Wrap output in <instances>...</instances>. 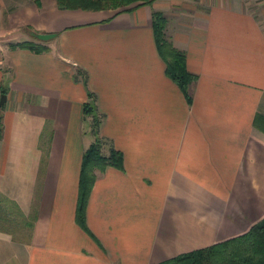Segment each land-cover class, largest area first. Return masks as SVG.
<instances>
[{
  "label": "crops",
  "instance_id": "1",
  "mask_svg": "<svg viewBox=\"0 0 264 264\" xmlns=\"http://www.w3.org/2000/svg\"><path fill=\"white\" fill-rule=\"evenodd\" d=\"M130 7L0 0V264H159L264 219V0ZM155 11L196 76L190 101L165 73ZM96 136L123 166L95 170L83 227Z\"/></svg>",
  "mask_w": 264,
  "mask_h": 264
},
{
  "label": "trees",
  "instance_id": "2",
  "mask_svg": "<svg viewBox=\"0 0 264 264\" xmlns=\"http://www.w3.org/2000/svg\"><path fill=\"white\" fill-rule=\"evenodd\" d=\"M62 9H131V5H140L151 0H56ZM153 30L157 49L165 62V73L181 89L190 101L189 87L196 76L186 67L185 54L176 49L165 38V18L161 12L153 13ZM12 48L22 47L35 52L46 51L47 47L31 41L11 44ZM91 106L83 105V113L91 114ZM100 115L94 114L92 119L93 132L97 134ZM108 147L107 153L103 152ZM122 153L115 149L105 139L96 136L95 140L83 152L79 191L76 206L77 222L85 227V209L87 200L96 178L95 170L103 171L107 166L122 168ZM159 264H264V219L253 225L247 232L215 243L213 245L193 250Z\"/></svg>",
  "mask_w": 264,
  "mask_h": 264
},
{
  "label": "water",
  "instance_id": "3",
  "mask_svg": "<svg viewBox=\"0 0 264 264\" xmlns=\"http://www.w3.org/2000/svg\"><path fill=\"white\" fill-rule=\"evenodd\" d=\"M53 36H54V34H38L37 37L40 40H48V39L52 38ZM4 101H5V95L3 94L1 96V99H0V106L4 103Z\"/></svg>",
  "mask_w": 264,
  "mask_h": 264
}]
</instances>
